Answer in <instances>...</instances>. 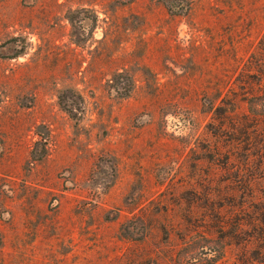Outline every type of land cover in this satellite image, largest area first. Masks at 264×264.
Masks as SVG:
<instances>
[{"label": "rangeland", "instance_id": "rangeland-1", "mask_svg": "<svg viewBox=\"0 0 264 264\" xmlns=\"http://www.w3.org/2000/svg\"><path fill=\"white\" fill-rule=\"evenodd\" d=\"M263 38L264 0H0V264H264Z\"/></svg>", "mask_w": 264, "mask_h": 264}, {"label": "trees", "instance_id": "trees-1", "mask_svg": "<svg viewBox=\"0 0 264 264\" xmlns=\"http://www.w3.org/2000/svg\"><path fill=\"white\" fill-rule=\"evenodd\" d=\"M264 39V38H263ZM259 76V81H257V86L256 87H251V86H244L243 90L241 91V100H247L249 102L254 103V107H257L258 105V101L257 100H261L264 101V71H260L258 73ZM248 92V93H247ZM249 94H251L249 96ZM227 102L226 101V96L222 97L221 102L217 103L216 101H213L212 103V107L217 109L219 107H222V104ZM232 102H237L236 99H234ZM231 103V102H230ZM253 107V106H252ZM251 108V107H250ZM255 113V123L256 126H259L260 121L263 120V115L259 112H252Z\"/></svg>", "mask_w": 264, "mask_h": 264}]
</instances>
